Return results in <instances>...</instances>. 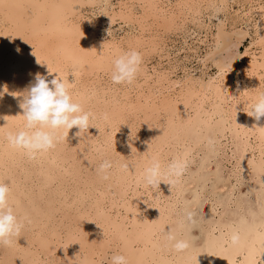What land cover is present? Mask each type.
I'll return each mask as SVG.
<instances>
[{
    "label": "bare ground",
    "instance_id": "bare-ground-1",
    "mask_svg": "<svg viewBox=\"0 0 264 264\" xmlns=\"http://www.w3.org/2000/svg\"><path fill=\"white\" fill-rule=\"evenodd\" d=\"M129 48L141 71L115 84L111 58ZM48 69L91 125L29 156L7 133L23 127L17 93L36 73L56 75ZM261 88L264 0H0V181L24 219L0 264H107L114 252L129 264H264V117L244 103ZM153 156L188 167L151 188L142 173ZM105 158L107 178L96 170ZM162 225L191 246L173 249Z\"/></svg>",
    "mask_w": 264,
    "mask_h": 264
},
{
    "label": "clouds",
    "instance_id": "clouds-1",
    "mask_svg": "<svg viewBox=\"0 0 264 264\" xmlns=\"http://www.w3.org/2000/svg\"><path fill=\"white\" fill-rule=\"evenodd\" d=\"M142 60V53L135 48L119 50L110 61L111 81L115 84H132L141 71ZM53 72L56 73V71L48 69L49 75ZM69 87L66 78L57 73L52 75L51 79L36 73L34 82L22 92L17 93L22 97L19 107L22 109L20 114L24 123L22 128L7 133L8 143L23 150L29 156H35L54 148L57 142L66 141L69 129L73 126L77 127L75 133L77 136L83 130H88V126L91 125L89 123L90 113L84 109L80 102L73 99ZM239 103L241 101L237 100L233 104L235 114L236 105ZM244 103L247 105L245 111L247 115L256 121L261 120L264 117V88L257 90L254 96L250 100H244ZM188 163L186 157L177 156L164 162L153 156L143 169L142 180L146 186L151 188H159L161 181L171 184L173 181L170 178L182 176ZM112 166L113 161L105 158L97 165V173L107 178L108 170ZM120 166L129 170L130 167H135V162L124 161ZM165 177L169 179L166 180ZM9 192V185L0 181V244L3 245H9L14 237L18 238L24 225V219L18 215L9 201ZM193 216L192 210H184L185 219L191 221ZM165 225L161 226L160 231L164 234L165 239L171 242L173 249L180 252L191 246L189 239L178 237L169 225L165 230ZM229 239L233 244H236L240 240V235L233 231ZM107 264H129V260L124 254L114 252L108 258Z\"/></svg>",
    "mask_w": 264,
    "mask_h": 264
},
{
    "label": "rangeland",
    "instance_id": "rangeland-1",
    "mask_svg": "<svg viewBox=\"0 0 264 264\" xmlns=\"http://www.w3.org/2000/svg\"><path fill=\"white\" fill-rule=\"evenodd\" d=\"M113 1H115V0H113ZM234 6H236V4H234ZM221 15V14H220ZM219 15V16H220ZM215 19H216V17H214L213 16V20H214V22H215ZM247 24V23H246ZM251 25H252V22H250V23H248V25L246 26L247 28L249 27L250 29H251ZM119 31V30H118ZM121 31V30H120ZM182 31L181 32H179V35H178V33L177 34H174V35H172L171 36V38H170V40H168V42L170 43L171 42V44L173 45L172 47H171V49H176V48H179V47H181V45H183V43H181L182 42ZM189 33H191V32H188V34ZM188 34H186V36H187V40H191L192 38H193V35L191 34V36H189ZM248 41V39L246 38L245 40H244V43H246ZM201 47H200V49L198 50V52H197V54L199 55H202L203 53H204V45L202 44V45H200ZM241 48H243V47H241ZM184 52H186V51H183L182 49H180V51H179V55L180 56H182L183 54H184ZM188 53V52H187ZM154 62V61H153ZM189 62L193 65V66H196V63H197V59H196V56H194V54L192 53L190 56H189ZM214 70V68L213 67H210V69H209V71H213Z\"/></svg>",
    "mask_w": 264,
    "mask_h": 264
}]
</instances>
